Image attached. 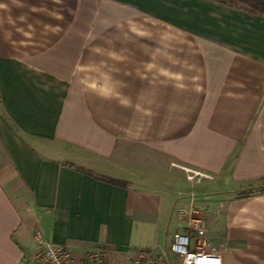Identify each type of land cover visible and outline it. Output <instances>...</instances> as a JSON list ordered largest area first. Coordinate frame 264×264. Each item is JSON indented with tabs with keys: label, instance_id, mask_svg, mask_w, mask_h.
I'll use <instances>...</instances> for the list:
<instances>
[{
	"label": "crops",
	"instance_id": "0c3cea01",
	"mask_svg": "<svg viewBox=\"0 0 264 264\" xmlns=\"http://www.w3.org/2000/svg\"><path fill=\"white\" fill-rule=\"evenodd\" d=\"M188 218L222 264H264V15L0 0V264H28L35 230L127 264Z\"/></svg>",
	"mask_w": 264,
	"mask_h": 264
},
{
	"label": "built area",
	"instance_id": "2783aa9c",
	"mask_svg": "<svg viewBox=\"0 0 264 264\" xmlns=\"http://www.w3.org/2000/svg\"><path fill=\"white\" fill-rule=\"evenodd\" d=\"M183 169L190 180L203 176L200 171ZM195 220L185 231L175 233L168 246L139 249L127 264H222L221 250L209 242L203 221ZM32 238L35 248L28 264H109L105 249H90L75 257L68 246L51 243L41 230H35Z\"/></svg>",
	"mask_w": 264,
	"mask_h": 264
},
{
	"label": "trees",
	"instance_id": "16d2710c",
	"mask_svg": "<svg viewBox=\"0 0 264 264\" xmlns=\"http://www.w3.org/2000/svg\"><path fill=\"white\" fill-rule=\"evenodd\" d=\"M222 2L240 5L248 10L264 15V0H221Z\"/></svg>",
	"mask_w": 264,
	"mask_h": 264
},
{
	"label": "rangeland",
	"instance_id": "374dc122",
	"mask_svg": "<svg viewBox=\"0 0 264 264\" xmlns=\"http://www.w3.org/2000/svg\"><path fill=\"white\" fill-rule=\"evenodd\" d=\"M63 14H65V12H63ZM197 218H188L186 221L188 222V224L191 223V225L195 224L196 222H198L197 220H195ZM117 264H125L124 262L123 263H117Z\"/></svg>",
	"mask_w": 264,
	"mask_h": 264
}]
</instances>
